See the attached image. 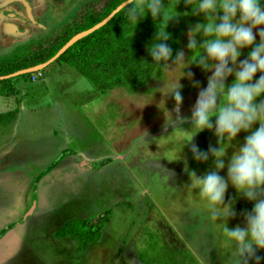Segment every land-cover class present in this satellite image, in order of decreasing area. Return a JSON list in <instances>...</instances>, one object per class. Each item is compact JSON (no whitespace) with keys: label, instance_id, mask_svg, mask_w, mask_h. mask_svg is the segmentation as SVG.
Here are the masks:
<instances>
[{"label":"rangeland","instance_id":"obj_1","mask_svg":"<svg viewBox=\"0 0 264 264\" xmlns=\"http://www.w3.org/2000/svg\"><path fill=\"white\" fill-rule=\"evenodd\" d=\"M105 1L31 0L36 7V20L45 25L38 36L52 37L88 5L97 9ZM50 5H54V11H48L46 17L39 14L41 8L43 10ZM165 6V18L173 16L167 21L161 18L159 26L163 29L166 22L168 46L172 50L167 62L170 71L154 65L152 78L146 85L135 88L123 85V88L111 91L113 96L127 99L116 101L104 111L99 110L100 98L93 95L92 82L75 68L63 67L66 63L61 60H55L41 69L42 77L36 80L30 79L31 73L9 78V84L21 83L26 93L18 94V97L15 94L14 102L9 105L11 107H7L8 97H0V112L15 108L18 111L17 124L0 123V166L7 157H13L18 162L12 163V168L4 167L0 171V264H234L235 246L222 234L220 218L211 222L205 202L199 199L195 189L189 191L187 188L189 170L199 176L213 167L211 156L207 161L200 162L193 160L191 154L192 145L200 150L204 148L202 151L217 146L211 130H201L185 142L191 135L192 106L198 92L206 86L212 70L203 71L195 61L181 69L185 74L190 72L191 78L187 75L178 78L182 97L178 113L174 111L171 95L162 96L159 92L181 74L180 66L173 65L176 53L182 52L185 61L196 54L186 48L188 29L203 22L204 18L202 14L193 15L194 9L185 0ZM192 6H195V0ZM19 11V15L24 16V9L20 7ZM260 27L253 28L255 42L259 40L256 32ZM31 28L40 32L35 26ZM19 32L15 34H21ZM29 33L18 35L17 39L25 38ZM11 38L12 35L4 36L2 43ZM33 38H26L14 53L24 51L33 43ZM195 39L199 45L203 38L197 33ZM249 48L240 50L238 61L247 57ZM260 74H254L253 82ZM47 76L50 81H47ZM233 79L230 74L225 84ZM40 81L47 84L50 91L36 99L32 89L40 86ZM193 82H198L199 86L194 87ZM0 86V93L8 92L1 82ZM261 99H264V93L256 98V102ZM161 100L164 109L171 115V120L167 122L168 115L165 110L164 118ZM93 115L97 116L94 121ZM210 120L214 121L215 117H210ZM93 122L98 130L96 132L89 128ZM68 124L67 130L73 129L78 133V137L75 136L78 145H87L88 141L108 145L104 148L106 152L102 153L108 161L102 171L88 175L83 168H75L69 174V168L61 166L64 162L61 157L65 154L42 152L43 142L50 143L53 138L51 130ZM252 127H258V123ZM247 134L238 132L231 144L238 146L243 143ZM233 150L231 146L226 149L225 163ZM119 154L123 156L118 158ZM26 155L36 161L44 155L57 156L60 160L58 167L61 168L55 166L41 178L37 174L31 177L29 169L20 163ZM61 170L70 172L62 175ZM218 174L225 176L226 168L220 169ZM230 199L235 215L227 218V226L243 227V213L251 210L252 202L242 194L238 195L231 185L226 188L225 203ZM132 200H135L134 203H129ZM114 202H117V210L105 224L107 239L100 247H92L88 254L81 255L84 251L77 249V241L75 246L71 239L54 236L53 229L66 222L63 219L71 213L96 208L104 211ZM121 208L127 210L123 217L118 213ZM97 227V220L89 222V228ZM119 246L124 249H118ZM136 248H140L143 255L136 257V261H130L134 259L135 250L130 251ZM255 256L260 257L259 264H264V249H256ZM248 264H252V260Z\"/></svg>","mask_w":264,"mask_h":264},{"label":"clouds","instance_id":"obj_2","mask_svg":"<svg viewBox=\"0 0 264 264\" xmlns=\"http://www.w3.org/2000/svg\"><path fill=\"white\" fill-rule=\"evenodd\" d=\"M185 3L194 9L193 15L202 14L204 18L203 22L188 29L186 48L196 54L185 61L182 52L176 53L173 65L180 66L181 74L159 92L162 96L171 95L174 111L178 113L182 100L178 78L182 75L191 78L190 72L185 74L181 69L195 61L203 71L212 70L206 86L198 92L192 106L191 135L185 142L201 130H211L217 146L202 151L192 145L191 154L193 160L200 162L207 161L211 156L213 167L199 176L189 170L187 188L189 191L195 189L199 199L205 202L211 222L220 218L222 234L235 246L234 264H248L249 260L252 264H259L260 257L255 256V250L264 249V99L256 102V98L264 93V0H195L194 7L193 0H185ZM165 7L163 0H128L124 15L136 25L146 12L153 21L158 16L165 18ZM171 16H166L165 20ZM165 25L166 22L162 30L155 31L148 52L154 65L170 71L167 62L172 50L163 43L169 39ZM256 26H262L256 32L258 42L253 35ZM197 33L203 38L199 45L195 39ZM242 48H249V51L245 59L238 61ZM257 72L261 74L253 82ZM230 74L234 79L226 85L225 79ZM193 86L198 87V82H193ZM160 102L165 118L166 109L163 100ZM166 112L167 122L171 120V115ZM213 116L215 120L211 121ZM177 119H180L178 115ZM254 123H258V127L253 129ZM241 131L248 133L243 143L232 145L231 142ZM230 146L234 150L225 163L226 149ZM222 168H226L225 176L218 174ZM229 185L238 195L242 194L252 202L251 210L243 213V227L227 226V218L235 215L233 201H224Z\"/></svg>","mask_w":264,"mask_h":264},{"label":"trees","instance_id":"obj_3","mask_svg":"<svg viewBox=\"0 0 264 264\" xmlns=\"http://www.w3.org/2000/svg\"><path fill=\"white\" fill-rule=\"evenodd\" d=\"M123 1L125 0H106L97 9L86 7L78 17L61 27L52 37L47 36L22 52L0 59V76L45 62L73 35L101 21ZM176 1L163 0V3L171 4ZM125 7L126 5L101 27L74 41L56 60L78 70L99 89L104 88L107 83L132 87L146 84L154 67L148 45L151 47L155 31L162 30L159 26L160 17L153 21L146 12L134 25L126 19ZM163 43L168 45V39ZM9 81L10 79L0 80L2 87L8 92L12 90ZM16 112L15 108L0 113V123L12 120ZM97 222L98 227L92 229L89 228V221L85 219H70L55 230L54 236L68 237L78 242L77 249H85L100 236L101 218Z\"/></svg>","mask_w":264,"mask_h":264},{"label":"crops","instance_id":"obj_4","mask_svg":"<svg viewBox=\"0 0 264 264\" xmlns=\"http://www.w3.org/2000/svg\"><path fill=\"white\" fill-rule=\"evenodd\" d=\"M4 29H5V34L6 33L10 34V33H13V31H15L16 28L13 27V25H6V26H4ZM34 37H35V39H38L40 36L35 35ZM23 42H25V41H23V40L14 41L13 43H11L9 45H7L6 43H0V57L4 58V57L11 55L10 53L11 52L14 53L15 50H17V47L22 45L21 43H23ZM11 49H12V51H11ZM2 58H0V59H2ZM66 65L67 64H65L63 67L69 66V65H67V66ZM62 69L65 70L66 68H62ZM153 69H154V67H153ZM152 75H153V71H152ZM151 78H152V76H151ZM151 78H150V80H151ZM57 79H58L57 82H59L58 77H57ZM47 81H50L48 76H47ZM146 84H144V85H146ZM123 85L128 86V87H132V86L120 84V83H112V84L107 83L106 86L102 89H99L95 85L93 86V89H94L93 91H95L93 93V95L100 98L99 103H101L100 104L101 108L99 110L104 111L108 107H110L111 105L116 104V101L121 102V100H122V102H123L127 99L125 97L124 98L122 97V99H120V98H117L116 96H113L111 94V91H113V90L115 91V90H118L120 88H123L122 87ZM144 85H142V86H144ZM142 86H139V87H142ZM10 87L12 88L11 91L5 92V93H0V94H3V95H0V97H2L4 95L6 97H8L7 101H6L8 103L7 107H11L9 105H11L12 102H14V99L16 98L15 94L18 97V94L23 95L24 93H26L24 88H23V85L21 83H18L15 85L10 84ZM133 88H135V87H133ZM0 89H1V86H0ZM52 89H53V87H52ZM55 89H58V88L56 87ZM32 91H34V93H35L34 97L36 99H40L39 98L40 96L43 97V96L47 95V92L50 91V88L47 87V84L41 82V85L36 87V88H33ZM0 113H4V112H0ZM16 115H18V114L16 113L15 116ZM101 115H103V113ZM95 116L96 115L92 116V120ZM17 121H18V119L16 116L12 120L7 121V122H10L9 123V125H10V124H17ZM11 127H14V126H11ZM67 127H69V124L67 126H64V127L58 126V128L52 129L51 133L53 135H51V136L53 138H52L50 143H44L43 142L41 147L44 150H42V152L47 153V154H49V153H51V154L52 153H54V154H56V153L65 154V155H62V157H61V158H64V159H62L64 162H63V164H61V166L64 165L63 168H69V170L71 171V173H69V174H72V170L75 168H83L88 175H95L96 171H98V172L102 171L103 166L108 162L107 158L102 156V153L106 152L104 150V148H106V147L108 148V145L107 144L99 145V144H96L95 142H89V141H88L87 145H83V144L78 145V140H76V137H75V136L78 137V133L74 132L73 129H71L72 131L67 130L66 129ZM89 128L94 129V132L98 131L97 128L94 126V122L91 126L89 125ZM96 134H98V132L93 133L92 137H94V135H96ZM69 135H71V136L69 137ZM93 140H95V139H93ZM26 146H28L30 148L29 145H23V147H26ZM83 146H87V148H83ZM109 150H110V148H109ZM201 150H204V148H201ZM66 153H70V155H66ZM122 156H123V154H119L118 158H121ZM6 159L7 160L4 161V164L2 166H0V171L5 169L4 167L12 168V166H11L12 163H18L13 157H7ZM20 161H21L20 163L23 164L24 167L29 169V175L31 177L34 174H37V177L41 178L42 176L46 175L51 168H53L55 166L58 169L61 168V166L58 167V163L60 160H57V156H48V155L46 156V155H44V157H39L38 160L36 161L34 159V157H30V156L26 155ZM69 170H63V172L61 170L62 175L64 172H68ZM32 171H34V172H32ZM29 175H28V177H29ZM134 201L132 200L129 203H134ZM116 203L117 202H114L113 204H109L110 206L108 207V209L104 210V211H99L97 208L95 210L93 209V210L84 211V212H78L77 211V212L71 213V215H69L67 218L63 219V221H67L70 219L78 218V219H85L89 222H92V221L97 220L98 218H103V220L101 219V223H100L101 233H100L98 240L90 243L85 249H83L84 252L82 251L83 253H81V255L88 254L90 252V249L96 245L100 247L101 244L103 243V241L105 239H107L108 231L106 230L107 227L105 224L107 223V221L110 218L113 217L115 210H117V208L115 207ZM31 208H33V206H31ZM126 211H127L126 209L121 208V209H119L118 213L120 216L123 217V216H125ZM29 213L27 214L28 216H29ZM80 217H86V218H80ZM57 228L58 227L53 229V234ZM64 238H68V237H64ZM59 239H63V238H59ZM75 246H76V242H75ZM122 246H124V245H122ZM122 246H119L118 249L121 248ZM122 248H121V250L124 249V248L123 249ZM133 250H135V253H133L134 259L129 258V260L131 259L130 261H132V260L136 261L137 260L136 257L143 255L142 254L143 252L140 251V248L131 249L130 252H132ZM135 254H137V255L135 256ZM78 255H80V253ZM130 255H131V253H130Z\"/></svg>","mask_w":264,"mask_h":264},{"label":"flooded vegetation","instance_id":"obj_5","mask_svg":"<svg viewBox=\"0 0 264 264\" xmlns=\"http://www.w3.org/2000/svg\"><path fill=\"white\" fill-rule=\"evenodd\" d=\"M39 1H41V0H39ZM11 7H13V8L10 9ZM20 7L24 9V16L19 15L20 14L19 13ZM87 7H90V6L88 5ZM35 8L36 7L31 2V0H9V1L0 0V29H1L0 30L1 31L0 43H2L1 39H3V37L7 36V35L13 36V38H11V40H8V42H5L7 45L13 43L14 41H20V40L24 41V40H27L26 38L34 37L35 35L36 36L41 35L40 34V33H42L41 30L45 29V25H44V23L36 20V16H37L36 12L37 11L35 10ZM54 9H55L54 5L53 6L50 5L49 8H46L43 10L41 8L39 10V11H41L39 14H42V15L45 14V17H46V14L49 13L48 11H54ZM18 24H23V25H18ZM6 25H13V27L16 28L15 31H13V33H10V34H8V33L5 34L4 26H6ZM28 26H30V28ZM31 26H35L37 30L40 29L39 30L40 32L37 33V31H34L35 28H31ZM41 28H43V29H41ZM18 31H21V32H19L21 34H15ZM29 32H31V33H29ZM27 33H29V34L25 38L17 39L18 37H20L18 35L23 36V35H27ZM47 36L48 35L40 36L38 39L33 38L34 39L33 43L38 42ZM14 38H15V40H14ZM33 43H31V44H33ZM12 54H14V53H12Z\"/></svg>","mask_w":264,"mask_h":264},{"label":"water","instance_id":"obj_6","mask_svg":"<svg viewBox=\"0 0 264 264\" xmlns=\"http://www.w3.org/2000/svg\"><path fill=\"white\" fill-rule=\"evenodd\" d=\"M7 1H9V0H7ZM127 3H128V0L123 1L114 10H112L110 12V14H108L105 18H103L101 21H99L98 23H96L92 27L73 35L52 57H50L45 62L37 64L35 66L25 68V69L17 70L15 72L10 73V74L2 75V76H0V80L9 79V78H12L15 76H19L22 74L31 73V72L43 69L48 64L55 61L74 41H76L77 39L81 38L82 36H84L88 33L93 32L94 30H96L99 27H101L102 25H104L115 13H117L121 8H123L125 5H127Z\"/></svg>","mask_w":264,"mask_h":264},{"label":"built area","instance_id":"obj_7","mask_svg":"<svg viewBox=\"0 0 264 264\" xmlns=\"http://www.w3.org/2000/svg\"><path fill=\"white\" fill-rule=\"evenodd\" d=\"M42 77V72L41 71H34L30 74V79L31 80H36L38 78Z\"/></svg>","mask_w":264,"mask_h":264}]
</instances>
